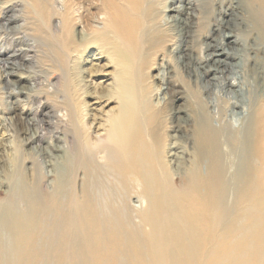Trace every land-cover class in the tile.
Returning a JSON list of instances; mask_svg holds the SVG:
<instances>
[{"label":"bare ground","instance_id":"6f19581e","mask_svg":"<svg viewBox=\"0 0 264 264\" xmlns=\"http://www.w3.org/2000/svg\"><path fill=\"white\" fill-rule=\"evenodd\" d=\"M11 3L0 264H264V0Z\"/></svg>","mask_w":264,"mask_h":264},{"label":"rangeland","instance_id":"374dc122","mask_svg":"<svg viewBox=\"0 0 264 264\" xmlns=\"http://www.w3.org/2000/svg\"><path fill=\"white\" fill-rule=\"evenodd\" d=\"M11 2H12V0H0V25H2V23H6V18H8L12 14V12L9 11V8L12 7ZM216 6H218V4ZM17 8H18V10H21L20 9L21 6H17ZM4 11L8 12L6 14V17L5 16L3 17V15L5 13ZM216 11L218 12L217 7H216ZM15 13L19 14L18 11H16ZM213 19H214V16L211 17V20H210L211 24H213V22H212ZM212 28H213V25H210V26L204 28L203 31L201 32L200 38H197L198 40H195L193 46H194V49L196 52H198V53L200 52V45H201V43L205 42L208 39L207 36L209 35ZM8 34L9 33L5 29H3V28L0 29V36L1 37L5 38L6 36H8ZM10 36L12 37L11 34H10ZM2 44H4V42H2ZM90 52L91 53L88 56H85V57H88V62L99 64L100 66L106 65L107 67L106 66L101 67V71L96 77H89L88 78L89 82L91 83V80H92L93 85L98 82L103 87L107 86V84L109 85V83L111 82V77H110L111 67L109 66V64L107 62V58L102 56V58L99 59L101 57V55L100 54H94V53H97V48H95V47H93L90 50ZM91 55H93V56H91ZM86 64L87 65H85L84 67H86V66L88 68L91 67L90 63H86ZM32 72L35 75L36 79L39 80V83L42 82L43 84H46L48 79H52L55 76V74L51 75V72L41 62L37 63V65L33 68ZM154 74H155V72H154ZM7 100H8L7 92L6 93H0V101H1V103H3V106L6 105ZM88 102H89L88 104L90 107L89 109H91L90 112L96 114V117H97L96 120L98 122L99 121L98 118H100V116H101V115H99V114H101V109L102 108L108 109V107L104 104V102H100V100H98L96 98L93 99L90 97V98H88ZM109 107H111V105ZM94 125L95 124H93L91 126L90 132L92 133L94 139L96 140L97 139V137H96L97 132H95V130H94ZM5 128H7V129H1L0 128V140H1L0 141V201L4 200L8 196V190H9L8 186L9 185H8L7 180H6V175L11 173V171L13 170V157H14V151H15V147H16V143H17L15 133H13V131L9 129L8 123H6ZM54 129H55V125L53 124L52 130H54ZM96 130H98V129L96 128ZM101 131L102 130H99V132H101ZM49 132H51V131H49ZM25 148H27V146H23V149H25Z\"/></svg>","mask_w":264,"mask_h":264}]
</instances>
